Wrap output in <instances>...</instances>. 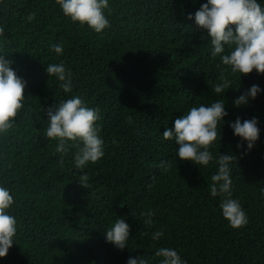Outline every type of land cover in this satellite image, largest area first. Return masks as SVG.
<instances>
[{
  "label": "trees",
  "instance_id": "16d2710c",
  "mask_svg": "<svg viewBox=\"0 0 264 264\" xmlns=\"http://www.w3.org/2000/svg\"><path fill=\"white\" fill-rule=\"evenodd\" d=\"M205 3L108 0L110 26L96 33L65 17L57 0H0V54L27 81L14 127L0 134V186L13 194L6 211L17 218L14 245L0 264H127L138 256L159 264L160 247L176 250L187 264H264V74L240 77L212 56L207 32L194 19ZM54 44L63 46L61 54ZM61 62L72 73L70 93L46 72ZM222 73L232 88L221 97L214 87ZM252 85L261 89L256 99L234 107ZM74 96L99 108L105 142L104 156L83 169L75 167L76 147L59 153L58 140L46 136L47 110ZM220 98L228 115L220 141L209 147L214 160L180 161L175 139L163 132L192 107ZM237 117L258 120L259 139L247 155L228 126ZM229 151L242 157L231 174L232 198L248 218L240 229L223 218L224 197L210 193L215 158ZM85 174L86 189L79 183ZM148 210L155 212L151 226L141 216ZM116 218L130 225L123 251L105 238Z\"/></svg>",
  "mask_w": 264,
  "mask_h": 264
},
{
  "label": "clouds",
  "instance_id": "9594fccd",
  "mask_svg": "<svg viewBox=\"0 0 264 264\" xmlns=\"http://www.w3.org/2000/svg\"><path fill=\"white\" fill-rule=\"evenodd\" d=\"M57 3L65 17L80 25H87L96 33H101L110 26L104 12L109 7L108 0H57ZM187 19L191 20L193 16L189 14ZM194 19L196 26L207 32L212 45V56H220L221 63L229 66L232 73L238 72L240 77L247 76L253 70L257 75L264 74V7L258 0H207L195 13ZM4 34L5 29L0 26V37ZM226 46L229 50L227 54ZM52 50L61 54L63 46L54 44ZM6 56L0 54V134L14 127V119L24 107L27 84V81L17 75L13 61L6 59ZM46 72L48 76H54L61 82L60 87L64 93L72 91V73L66 69L63 62L49 64ZM229 88H232L231 81L222 73L214 92L222 97ZM260 92L258 85H252L233 102L234 107L255 100ZM46 115V136L58 140L56 151L59 153H67L69 147L77 148L74 154L77 169H83L89 163H96L104 156L105 142L100 137V128L97 126L100 119L99 108L87 107L79 96H74L49 108ZM227 115L225 100L222 98L210 105L194 106L186 115L176 118L172 128L165 129L163 138L175 139L179 146L176 157L180 161L207 166L214 160L209 147L218 136L220 141L222 124ZM228 126L233 135L241 141L237 144V149L246 145L243 155H247L259 139L258 120L253 117L241 122L237 117ZM69 141L76 143L69 145ZM240 158L242 157L238 158L230 151L226 154L218 153L215 158L218 170L211 176L210 185L213 197H224L219 207L223 218L234 229H240L248 223L240 201L232 198V166L236 167ZM160 167L167 171V162L161 161ZM88 179L86 174L80 177L79 183L85 189ZM13 204L14 196L10 189L0 186V258L7 256L17 234V218L6 211ZM154 215L152 210L142 212L141 216L145 217L144 224L151 226ZM129 234L130 225L125 222V218H116L114 224L105 231L106 242L123 251L127 248ZM163 235L162 230L155 231L152 233V239L159 240ZM155 257L160 258L159 264H187L178 252L170 247H160L155 252ZM127 264H149V261L144 256L130 257Z\"/></svg>",
  "mask_w": 264,
  "mask_h": 264
}]
</instances>
